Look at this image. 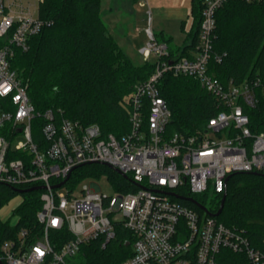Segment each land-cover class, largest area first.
I'll use <instances>...</instances> for the list:
<instances>
[{
  "label": "built area",
  "instance_id": "obj_1",
  "mask_svg": "<svg viewBox=\"0 0 264 264\" xmlns=\"http://www.w3.org/2000/svg\"><path fill=\"white\" fill-rule=\"evenodd\" d=\"M225 1H203L197 42L187 55L170 51L148 25V40L139 54L142 61L154 55V68L126 99L129 130L116 136L102 134L96 123L56 121L51 109L35 110L26 84L10 65L15 49L26 50L29 36L43 21L30 4L0 0V183L42 186L35 189L41 191L35 215L39 229L20 228L1 241L0 264H67L66 257L75 255L81 244L98 236L104 242L111 239L117 224L133 236L131 255L118 264H218L222 247L244 252L249 264H264V255L241 230L204 211L200 216L169 193L184 187L191 193L220 194L232 172L264 173V130L252 132L244 112V106L256 107V89L264 92V82L223 83L209 72L215 11ZM165 73L195 78L214 98L218 110L202 128L167 132L171 112L158 89ZM37 117L43 122L38 124L41 140L35 141L32 122ZM85 163L107 165L129 177L137 189L108 194L91 181L73 192L65 187L67 180ZM62 228L68 238L55 247L51 231Z\"/></svg>",
  "mask_w": 264,
  "mask_h": 264
},
{
  "label": "trees",
  "instance_id": "obj_2",
  "mask_svg": "<svg viewBox=\"0 0 264 264\" xmlns=\"http://www.w3.org/2000/svg\"><path fill=\"white\" fill-rule=\"evenodd\" d=\"M203 1L190 0L192 27L184 43L170 51L187 55L194 48ZM100 5L101 0H39L37 15L43 24L36 34L29 36L26 50L15 49L10 66L26 84L35 110L51 109L56 121L68 118L83 125L96 123L102 134L119 136L129 130V107L125 101L134 86L152 72L154 63H135L122 51L107 30ZM213 34L211 74L223 83L254 78L264 82V2L225 1L215 11ZM158 89L171 112L167 132L193 133L218 110L214 98L191 76L165 73ZM256 95V107L244 106L252 132L264 130V92L257 88ZM42 122L41 117L32 122L35 141L41 140L38 124ZM101 174L107 175L115 190L137 189L129 177L100 163L74 168L66 186L72 188L86 176ZM13 187L0 183V208L18 194ZM224 191L223 207L216 220L241 230L249 245L264 255V173L232 172ZM175 192L203 204L202 193H191L184 187L175 188ZM40 193V190L20 193L22 200L14 208L18 220L13 226L0 220V242L20 228L39 229L35 215L41 206ZM222 194H216L208 207L203 204L209 213L217 211ZM176 200L204 215L192 202ZM67 238L65 228L51 231L50 241L55 247ZM132 241L131 232L117 224L111 239L104 242V237L98 236L81 244L76 259L69 264H118L131 255ZM217 261L218 264H249L244 252L225 247L220 248Z\"/></svg>",
  "mask_w": 264,
  "mask_h": 264
},
{
  "label": "rangeland",
  "instance_id": "obj_3",
  "mask_svg": "<svg viewBox=\"0 0 264 264\" xmlns=\"http://www.w3.org/2000/svg\"><path fill=\"white\" fill-rule=\"evenodd\" d=\"M20 1L23 6L30 4L37 14L38 0ZM100 9L101 17L108 32L124 53L128 51L127 53L130 52L136 56H132L135 63H139L141 60L139 56L137 57V53L148 40L145 31L148 25L158 40L166 39L169 48H175L183 44L193 23L190 13V0H137L135 2L130 0H101ZM155 61L156 57L150 55L148 62L155 63ZM91 181H96L102 192L113 194L117 191L105 174L86 176L78 181L71 190L79 192L83 185H89ZM65 187L67 186L65 185ZM201 195L202 202L206 207L216 196L211 190ZM22 197V194L18 193L0 208L1 221H6L8 224L16 222L17 215L14 208L20 203ZM75 259L76 254L66 257V262L69 264Z\"/></svg>",
  "mask_w": 264,
  "mask_h": 264
},
{
  "label": "water",
  "instance_id": "obj_4",
  "mask_svg": "<svg viewBox=\"0 0 264 264\" xmlns=\"http://www.w3.org/2000/svg\"><path fill=\"white\" fill-rule=\"evenodd\" d=\"M253 173H257V172H253ZM228 178H229V175L226 176L225 183L227 182ZM65 180H66V178L64 180H62L61 182H59L58 184L54 185L53 187L54 188L59 187L60 185H62L65 182ZM39 188H42V186H33V187H27V188H16V187H13L12 189L15 192H18V193H24V192L35 190V189H39ZM169 193L172 196H174V197H176L178 199H182V200H186V201L192 202L198 208H200L202 211L210 214L211 216H217L221 212V209H222L223 203H224V199H225V191H224L223 194H222V197H221V200H220V204H219V207H218L217 211L214 212V213H209L207 208L203 204H201L200 202L196 201L194 198L189 197V196H181V195H179V194H177L175 192H169Z\"/></svg>",
  "mask_w": 264,
  "mask_h": 264
},
{
  "label": "crops",
  "instance_id": "obj_5",
  "mask_svg": "<svg viewBox=\"0 0 264 264\" xmlns=\"http://www.w3.org/2000/svg\"><path fill=\"white\" fill-rule=\"evenodd\" d=\"M131 1V0H130ZM186 40V39H185ZM184 43V42H183ZM128 52V51H127ZM127 52H125V54L132 60V56H135V55H132L130 52L129 53H127ZM129 54V55H128ZM140 57V61H139V63L140 62H142V58H141V55L139 54V52L137 53V57ZM136 57V56H135ZM133 61V60H132ZM134 62V61H133Z\"/></svg>",
  "mask_w": 264,
  "mask_h": 264
}]
</instances>
